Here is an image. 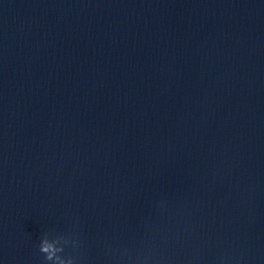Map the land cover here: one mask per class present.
<instances>
[{
	"label": "water",
	"instance_id": "1",
	"mask_svg": "<svg viewBox=\"0 0 264 264\" xmlns=\"http://www.w3.org/2000/svg\"><path fill=\"white\" fill-rule=\"evenodd\" d=\"M0 264H264V0H0Z\"/></svg>",
	"mask_w": 264,
	"mask_h": 264
},
{
	"label": "clouds",
	"instance_id": "2",
	"mask_svg": "<svg viewBox=\"0 0 264 264\" xmlns=\"http://www.w3.org/2000/svg\"><path fill=\"white\" fill-rule=\"evenodd\" d=\"M44 251H47V249L45 248Z\"/></svg>",
	"mask_w": 264,
	"mask_h": 264
}]
</instances>
